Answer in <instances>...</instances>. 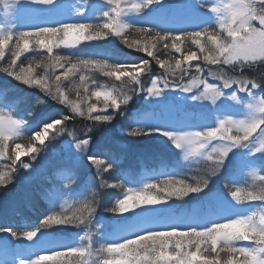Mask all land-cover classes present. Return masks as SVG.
Returning a JSON list of instances; mask_svg holds the SVG:
<instances>
[{
    "label": "clouds",
    "instance_id": "9594fccd",
    "mask_svg": "<svg viewBox=\"0 0 264 264\" xmlns=\"http://www.w3.org/2000/svg\"><path fill=\"white\" fill-rule=\"evenodd\" d=\"M57 144L0 264H264V0H0V198Z\"/></svg>",
    "mask_w": 264,
    "mask_h": 264
},
{
    "label": "rangeland",
    "instance_id": "374dc122",
    "mask_svg": "<svg viewBox=\"0 0 264 264\" xmlns=\"http://www.w3.org/2000/svg\"><path fill=\"white\" fill-rule=\"evenodd\" d=\"M84 51L94 52L97 51V48L90 47L85 49ZM110 137H113L112 130L109 136H105V137L99 136V139L94 140V145H93L94 150H102L104 148L113 147L114 140L113 141L110 140ZM57 149L59 150V155H55L52 152L49 153L48 161L38 166L36 171L33 173L32 183L30 185H23L22 182L19 185H14L13 190L8 196L0 198V223L10 222L11 219H14L15 216L13 214L16 211H21L22 213H24L23 210L27 202L33 205L34 198L33 195L31 194L33 188L37 185H40L42 179L46 177L48 172H50L53 168L59 167L63 162V158L65 156V150L61 147ZM140 152H143L146 155L162 154L166 156L168 159H171L174 155L173 152L167 149L166 147L161 146L159 144L150 143V144H146L145 146H141V148H130L128 152V159L124 167L132 166L135 162L136 154ZM80 171H81V179L83 180V178L87 176L88 171L83 167V165H81ZM218 186H219V181L214 182L213 187L215 188Z\"/></svg>",
    "mask_w": 264,
    "mask_h": 264
},
{
    "label": "trees",
    "instance_id": "16d2710c",
    "mask_svg": "<svg viewBox=\"0 0 264 264\" xmlns=\"http://www.w3.org/2000/svg\"><path fill=\"white\" fill-rule=\"evenodd\" d=\"M89 53H91V52H89ZM132 107L135 108V107H137V105L133 104ZM117 123H119V121ZM112 131H113V137H110V140L113 141L115 139H127L126 137H121V136H119L116 133L115 126H113ZM99 136H100V134H97L95 140L99 139ZM129 143L131 145L130 148H141V146H145L146 144H150V143L151 144H156L154 141H145V142H131V141H129ZM53 148H56V149L60 148V145H58V144L57 145H53ZM44 182H45V177L42 179L40 185H37V186H35L33 188V191L31 192V194L34 193V190H36L39 187H41L44 184ZM32 195H33V198H34L33 205L31 203L27 202V204L30 205V207H24V210H23L24 213H22L27 221H35L38 218H40L41 216H43L44 214H46V212L48 211V204H46L45 202L41 201L34 194H32ZM17 219H18L17 217H14V219H11V221L17 220ZM3 224L4 223H0V226H2Z\"/></svg>",
    "mask_w": 264,
    "mask_h": 264
},
{
    "label": "snow or ice",
    "instance_id": "6c2138e0",
    "mask_svg": "<svg viewBox=\"0 0 264 264\" xmlns=\"http://www.w3.org/2000/svg\"><path fill=\"white\" fill-rule=\"evenodd\" d=\"M6 249V245H0V251H4Z\"/></svg>",
    "mask_w": 264,
    "mask_h": 264
}]
</instances>
